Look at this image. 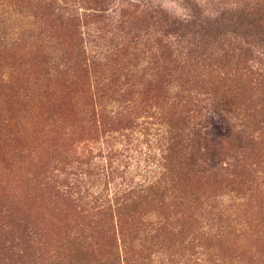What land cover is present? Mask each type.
Listing matches in <instances>:
<instances>
[{
	"label": "rangeland",
	"instance_id": "rangeland-1",
	"mask_svg": "<svg viewBox=\"0 0 264 264\" xmlns=\"http://www.w3.org/2000/svg\"><path fill=\"white\" fill-rule=\"evenodd\" d=\"M25 1L22 10L35 23L30 36L0 48V226L29 210L41 221L52 220L57 227L63 225L60 185L63 187L67 153L73 160L82 161V153L87 157L85 160L91 158V174L87 178L88 185L95 189L143 182L156 170L166 121L180 119L182 123L187 118L185 123L196 127L194 131H199L212 148L225 138L224 159L235 162L239 152L230 148V135L239 129V120L243 117L217 109L213 102L202 103L194 109L190 107L188 113L176 108L159 111L156 105H161V101L150 100L137 110L140 118L130 124L133 131L104 144L114 145V156L105 150L101 152V139L98 144L93 143L89 128L81 124L80 112V107L89 101L86 96L90 76L112 72L140 77L149 73L150 68L144 64L148 59L173 57L184 50V40L201 39L200 34L189 33V28L183 26L184 21L191 22L194 26L190 28L197 32L207 31L221 22L220 14L235 0ZM233 29L228 24L220 31L233 32ZM221 38L222 35L210 37V54L222 56L223 50H228ZM255 41L250 62L263 57L260 52H264V35ZM67 60H70V71H63ZM106 60L109 63L103 66L101 63ZM82 61L88 67L85 65L78 72L76 69ZM214 62L212 58L204 65L194 66L198 76L195 82L204 92L213 91L217 96L218 92H234L241 86L238 77L233 81L224 75L223 80L211 81L206 72ZM228 62V66L234 67L232 58ZM244 79L240 81L248 92L239 98L252 94L254 99L246 103L253 108L248 114H259L264 107L263 96L259 94L264 91V82L259 84L260 89L253 83L255 79ZM129 82L127 85L131 87L134 81L130 78ZM168 94L171 92H164V96ZM263 118L259 116L253 123L260 125ZM246 155L235 167L240 175L237 183L230 176L228 180L225 178L227 183L213 178L191 179L195 191L196 188L198 191L217 189L220 193L224 188L222 199L229 212L222 218L226 238L204 246L216 248L226 264H237L240 258L250 264H264V180L258 179L264 170V141L248 148ZM236 196L238 199H234ZM191 248L186 244L178 246L173 264H194L191 257L194 258L198 250ZM200 250L203 251V247ZM32 255L24 264H63L50 258L45 249Z\"/></svg>",
	"mask_w": 264,
	"mask_h": 264
},
{
	"label": "trees",
	"instance_id": "trees-1",
	"mask_svg": "<svg viewBox=\"0 0 264 264\" xmlns=\"http://www.w3.org/2000/svg\"><path fill=\"white\" fill-rule=\"evenodd\" d=\"M25 4V0H0V48L30 36L35 23L22 10ZM220 21L213 28L200 32L190 28L194 26L191 22L184 21L183 26L189 28V33L200 34L201 39L184 40V50L176 51L173 57L148 59L144 64L147 63L150 72L145 75L129 77L108 72L90 76L86 96L89 101L80 107L81 124L89 128L94 144L100 139L103 141L101 152L105 150L114 156V145L104 144L133 131L132 122L140 118L137 110L150 100L161 101V105H156L159 111L176 108L188 113L190 107L194 109L202 103L213 102L215 108L237 118L243 117L239 120V129L230 135V148L239 152L235 162L224 159L225 138L218 141L216 147H210L200 132L194 131L196 127L185 123L187 118L182 123L180 119L165 122L156 170L137 184L95 189L88 185L87 178L91 174V158L85 160L87 157L82 153V161L73 160L67 153L63 187L60 185L63 225L54 226L52 220L41 221L30 210L22 211L0 226V264L5 261L24 264L30 255L36 256L42 249L63 264H173L178 246L185 244L198 250L194 258L191 257L194 264H226L216 248L204 246L208 242H223L226 238L222 218L229 212L222 199L224 188L220 193L217 189L198 191L196 188L195 191L191 179L213 178L224 183L230 176L237 183L240 177L235 171L237 163L247 157L248 148L264 141V118L260 125L253 123L254 119L264 116V107L259 114H248L253 108L246 103L254 99L253 95L239 98L248 92L240 80L255 79L253 83L260 89L259 84L264 82V52H260L262 58L249 61L256 38L264 35V0H235L220 14ZM228 24L234 27L233 32L222 33L220 30ZM219 35L228 50H223L222 56L220 53L214 56L209 53L208 44L210 37ZM212 58L215 62L206 75L211 81L214 78L223 80L224 75L233 81L238 77L241 86L234 92H218L215 96L213 91L204 92L195 82L198 76L194 66L204 65ZM229 58L234 60L231 64L234 67L228 66ZM68 63L70 60L63 64V71H70ZM108 63L106 60L101 64L107 66ZM85 65L87 68V63L82 61L76 71ZM130 78L134 81L132 89L127 85ZM167 90L171 94L164 96ZM259 94L264 103V91ZM261 178L264 180V170L262 176L258 175V179ZM236 197L234 199H238ZM237 264L250 263L240 258Z\"/></svg>",
	"mask_w": 264,
	"mask_h": 264
}]
</instances>
